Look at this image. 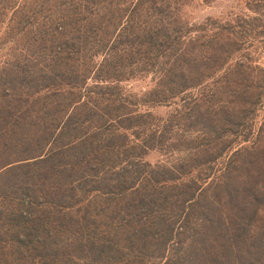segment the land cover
I'll return each mask as SVG.
<instances>
[{"label":"trees","instance_id":"1","mask_svg":"<svg viewBox=\"0 0 264 264\" xmlns=\"http://www.w3.org/2000/svg\"><path fill=\"white\" fill-rule=\"evenodd\" d=\"M190 1L0 0V264H264V0Z\"/></svg>","mask_w":264,"mask_h":264},{"label":"rangeland","instance_id":"2","mask_svg":"<svg viewBox=\"0 0 264 264\" xmlns=\"http://www.w3.org/2000/svg\"><path fill=\"white\" fill-rule=\"evenodd\" d=\"M184 12L186 18L191 22H201L207 17L218 18L221 20L229 19L236 14H246L248 10L245 6L244 0H191L185 7ZM259 63L264 66V52L259 58ZM150 77H137L127 80L122 83L123 87L129 92L137 95L147 91L152 86ZM149 110L157 115H164L167 112V108L158 107H145L141 110ZM145 159L151 163H155L163 159V156L159 152L153 150L150 151Z\"/></svg>","mask_w":264,"mask_h":264}]
</instances>
